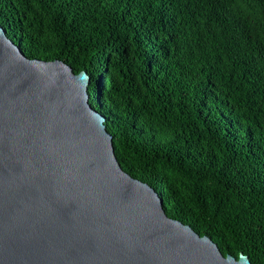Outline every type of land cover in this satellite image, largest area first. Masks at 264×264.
Here are the masks:
<instances>
[{"label": "trees", "instance_id": "16d2710c", "mask_svg": "<svg viewBox=\"0 0 264 264\" xmlns=\"http://www.w3.org/2000/svg\"><path fill=\"white\" fill-rule=\"evenodd\" d=\"M28 59L89 77L124 172L264 264V0H0Z\"/></svg>", "mask_w": 264, "mask_h": 264}, {"label": "water", "instance_id": "95a60500", "mask_svg": "<svg viewBox=\"0 0 264 264\" xmlns=\"http://www.w3.org/2000/svg\"><path fill=\"white\" fill-rule=\"evenodd\" d=\"M88 84L28 59L0 26V264H252L122 170Z\"/></svg>", "mask_w": 264, "mask_h": 264}]
</instances>
